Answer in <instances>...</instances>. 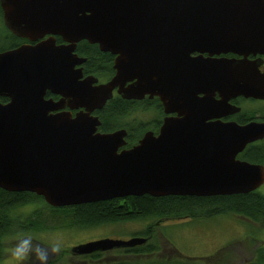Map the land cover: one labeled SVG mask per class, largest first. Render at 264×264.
Wrapping results in <instances>:
<instances>
[{
	"label": "water",
	"instance_id": "obj_1",
	"mask_svg": "<svg viewBox=\"0 0 264 264\" xmlns=\"http://www.w3.org/2000/svg\"><path fill=\"white\" fill-rule=\"evenodd\" d=\"M0 6L14 35L33 42L50 36L0 53V97L10 99L0 102L1 189L66 208L144 195L249 194L264 185L263 165L236 160L264 139V123H208L229 115L230 98L264 100V60L248 59L264 56V0H0ZM56 36L67 45L57 46ZM82 41L116 56L108 83L80 81L75 67L85 59L75 51ZM228 53L244 58H211ZM115 89L125 99L158 96L178 117L165 119L158 136L146 132L119 152L127 130L101 133L93 115ZM48 90L62 99L46 100ZM66 104L86 111L52 114ZM147 242L101 239L71 252L86 256Z\"/></svg>",
	"mask_w": 264,
	"mask_h": 264
},
{
	"label": "trees",
	"instance_id": "obj_2",
	"mask_svg": "<svg viewBox=\"0 0 264 264\" xmlns=\"http://www.w3.org/2000/svg\"><path fill=\"white\" fill-rule=\"evenodd\" d=\"M1 18H3V11L0 6V42L3 43L1 35L3 30L5 32L7 30L4 28ZM16 40L17 38L10 34V46L3 44L0 47V52L11 48ZM84 43L80 46V53L88 56L89 65L93 64V68H97L98 65L107 63L100 56L96 46H90L87 42ZM134 109L135 107L131 104L121 102L118 99L110 101L100 114L102 124L99 131L110 133L130 126L125 122V119L130 116ZM137 125V129L132 132L129 139L131 143L137 142L146 130V124L138 123ZM251 150L252 153L246 155L249 161L264 164V143ZM27 207H33V210L30 214L23 216L20 210ZM227 212H234L256 220L261 214L264 216V195L260 192L209 198L188 196L156 198L144 195L80 206L54 208L49 206L44 198L36 194L28 192L11 193L0 188V262L6 257V241L15 239L17 234L21 232L31 234L48 230L97 227L103 224L150 218L165 220L212 218ZM142 235L148 239V242L142 246L119 249L116 250V254L106 252L86 256L74 255L71 251V255L66 256L67 251H62L50 259L48 264H218L214 261L216 258L189 259L180 254L174 247L165 249L156 242L151 243L150 240L154 237L151 227H148ZM250 264H264V249L258 250L256 260Z\"/></svg>",
	"mask_w": 264,
	"mask_h": 264
},
{
	"label": "rangeland",
	"instance_id": "obj_3",
	"mask_svg": "<svg viewBox=\"0 0 264 264\" xmlns=\"http://www.w3.org/2000/svg\"><path fill=\"white\" fill-rule=\"evenodd\" d=\"M1 46L3 43L0 42ZM245 107L264 111V100L246 102ZM151 117L152 114L140 111L133 117L126 118L125 122L132 123L137 119L138 123L148 124ZM258 191L264 195V185ZM32 210L33 207H27L20 211L23 216H26ZM148 227L153 228L154 237L150 240L151 243L156 242L165 249L174 247L189 259L216 258L214 261L218 264H250L256 260L258 250L264 249V216L261 214L253 220L234 212H227L212 218L182 220L150 218L103 224L97 227L48 230L31 233V235L44 243L50 242L57 236H62L65 242L63 251H67V256L71 255L70 251L75 246L101 239L129 240L133 237H145L142 234ZM14 241L15 239L6 241V257L0 264H15L8 252ZM116 250L108 253L116 254ZM54 257L56 256L50 259ZM25 264H38V262L33 258Z\"/></svg>",
	"mask_w": 264,
	"mask_h": 264
},
{
	"label": "flooded vegetation",
	"instance_id": "obj_4",
	"mask_svg": "<svg viewBox=\"0 0 264 264\" xmlns=\"http://www.w3.org/2000/svg\"><path fill=\"white\" fill-rule=\"evenodd\" d=\"M1 21L3 22L4 28L7 30V32H5L3 30V34L1 35V37L3 38V44H8V46H10V44H9V35L10 34L17 38V40L14 41V43L12 44L11 48H8V49L3 50L1 52L15 50V49H18L19 47H21L23 45H37L38 43H40L43 40H46L50 37V36H46L43 39H40L38 41L33 42V41H30L29 39L21 38V37L14 35L6 27V25L4 23V18H1ZM4 28L2 27V29H4ZM3 36L5 37V39ZM55 39H56V45L57 46L67 45V43L61 37L56 36ZM84 42H87V44H89L90 46H96L100 56H102L104 58V61H106L107 63H104L101 66L98 65L97 68H93V64L89 65L88 64V56L80 53V46H81V44H85ZM75 54L78 55V57L80 59H85V62H83L82 64L77 65L75 67L76 70L82 71V78L80 79V81H83L84 79H86L88 77H95L99 81L98 84H106L116 75V70L114 69L116 56L112 55L109 52L101 51V49L98 45L90 44L88 41H82V42L77 44ZM200 55H201L200 53H193L192 54L193 57H197ZM202 56L204 58H209L210 55L208 53H203ZM211 58H213V59H222L223 58V59H228V60H233V59L241 60L244 58V56H239V55L234 54V53H228V54L213 55ZM259 58H262L264 60V56H261V55H253L252 54V55L248 56V59L250 61H254V60H257ZM260 70L262 72H264V63L261 66ZM134 82L131 81V82L127 83L126 86H129ZM208 92L210 94L211 100L214 99L215 101H218L221 98L220 94L216 91V89H214V87L212 85H210V89ZM197 97L199 99L203 98L204 93H198ZM45 99L58 102L62 99V96L59 94H55V93L48 90L45 94ZM116 99H118L121 102H126L128 104H131L132 106L135 107V109L130 113V116L127 118L133 117L135 113L137 114L140 111H142L144 113L152 114L150 122L145 125L146 130H145L144 134L146 132H153L155 134V136H158L160 133V129H161L162 125L164 124L165 119L178 117V113H167L166 112L165 106L158 96L150 97V95H146L145 98L142 100L125 99L121 94H119L118 89H115L113 91V97L106 103V105L103 107V109L95 111L93 113V115L98 116L99 119L101 120L100 114L104 111V109L106 108V106L108 105V103L110 101L116 100ZM2 100H4V101H2ZM249 101H254V100L253 99H246L243 96L230 98L229 99V115L223 116L220 119H217V118L210 119V120H208V123H214L216 121H221L223 123H236L240 126H244V125H247V124L252 123V122L264 123V111H260L262 109H256V110L255 109H248L247 107H245V104H246V102H249ZM0 102L3 104H8L10 102V99L7 97H0ZM232 107L240 108V111L236 112V113H230V111L233 109ZM82 111H86V110L84 108L71 109L66 104L62 109H60L58 111H54V112H52V114L69 112L73 117H76V115L78 113H81ZM128 124H130V126L115 130V131H118L121 129H125V130H127V133H128L127 138H126L127 144L124 147H122L121 149H119V152H122L123 150L132 149L133 147L138 145L140 139H142V137L144 136V134H143V136L137 142L131 143L129 141V139L131 137L132 132H135V130L138 127V125H137L138 120L136 119V121H134L132 123H128ZM141 124H144V123H141ZM115 131H113V132H115ZM110 133H112V132H110ZM263 143H264V139L261 141H257L255 143L249 144L244 149V151H242L241 153H239L236 156V160L264 166V164L253 163V162L249 161V158L246 156L249 153H252L251 149H253V148H255V147H257ZM255 192H259V191L257 190ZM255 192H252V193H255ZM249 194H251V193H249ZM239 195H246V194L229 195V197L239 196ZM183 197H187V196H183ZM188 197H196V196H188ZM213 197H218V196H213ZM222 197H224V196H222ZM197 198H209V197H197Z\"/></svg>",
	"mask_w": 264,
	"mask_h": 264
},
{
	"label": "clouds",
	"instance_id": "obj_5",
	"mask_svg": "<svg viewBox=\"0 0 264 264\" xmlns=\"http://www.w3.org/2000/svg\"><path fill=\"white\" fill-rule=\"evenodd\" d=\"M65 246L62 236H57L48 243L38 240L30 233L17 234L13 246L8 252L15 264H25L35 259L38 264H48L50 257L59 255Z\"/></svg>",
	"mask_w": 264,
	"mask_h": 264
}]
</instances>
